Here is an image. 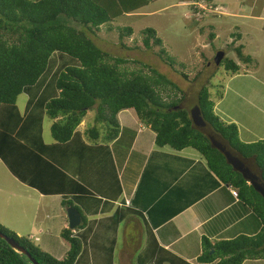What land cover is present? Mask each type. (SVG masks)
<instances>
[{"label":"crops","instance_id":"0c3cea01","mask_svg":"<svg viewBox=\"0 0 264 264\" xmlns=\"http://www.w3.org/2000/svg\"><path fill=\"white\" fill-rule=\"evenodd\" d=\"M57 73L55 66L16 105H0V206L15 187L49 199L44 209L37 200L35 210L19 213L11 223L18 235L24 227L31 241L63 259L70 248L62 236L70 229L63 202L71 200L87 217L85 227L73 230L82 242L75 264H217L198 261L204 237L215 243L261 229L233 186L220 181L199 152L158 147L155 132L133 109L118 114L119 134L109 143L89 141L81 129L84 120L70 141L49 140L45 104L55 97L47 94ZM260 139L264 130L245 142ZM33 164L36 172L29 170ZM248 171L253 177L244 176L256 185V174ZM24 218L25 226L19 223Z\"/></svg>","mask_w":264,"mask_h":264},{"label":"trees","instance_id":"16d2710c","mask_svg":"<svg viewBox=\"0 0 264 264\" xmlns=\"http://www.w3.org/2000/svg\"><path fill=\"white\" fill-rule=\"evenodd\" d=\"M152 1L156 0H0V105H16L24 90L46 73L54 53L72 57L80 65L67 66L59 72L54 83L55 97L45 104V121L52 140L60 144L70 141L87 112L94 110L99 124L85 130V135L92 143H109L119 134L118 114L133 109L139 121L155 132L158 147L169 146L178 151L192 148L199 152L218 179L238 191L239 200L262 225L254 235L241 234L215 243L204 237L198 261L242 264L264 259V139L241 141L237 124L223 121L215 114L209 92L215 73L210 75L208 84L189 93L150 64L133 60L141 67H123L130 60L109 53L94 39L106 27L119 32L124 48H132L123 42L125 36L133 34L132 27H115L113 22ZM143 34L144 48L158 47L159 59L189 81L188 75L177 68L184 63L170 55L156 30L146 27ZM233 35L237 36L235 32ZM235 43L237 59L243 65L250 64L251 57L245 55L243 44ZM61 58L57 56L56 60ZM222 63L231 74L241 70L242 64L234 59L223 57ZM201 75L198 73L195 79ZM189 96L193 99L192 108L185 104ZM191 109L198 111V118L192 117ZM215 140L223 143L226 150ZM234 155L239 157L238 163ZM242 162L258 174L254 179L256 185L249 183L244 171L236 167ZM63 204L80 212L82 222L76 229L85 227L87 217L83 211L71 200ZM0 233L18 241L39 264H75L82 250V242L72 229L62 231L70 244L63 259L55 258L1 223ZM0 264L32 262L0 238Z\"/></svg>","mask_w":264,"mask_h":264},{"label":"rangeland","instance_id":"374dc122","mask_svg":"<svg viewBox=\"0 0 264 264\" xmlns=\"http://www.w3.org/2000/svg\"><path fill=\"white\" fill-rule=\"evenodd\" d=\"M213 1L218 6L216 10L210 8L211 5H206V0H156L142 9L115 19L113 26H131L134 30L132 35L123 39V42L132 48H124L120 43L119 32L108 31L106 27H103L101 33L94 39L109 53L130 60L123 67L130 70L140 68V64L133 63V60L150 64L189 93H196L199 87L208 84L210 75L215 73L209 88L210 97L215 103L214 112L223 121L227 122L231 118L232 122L239 125V138L245 142L250 133H262L264 130V0H211L210 4L214 3ZM146 27L154 28L170 55L184 63L183 67L177 66V68L188 75L189 81H185L186 79L159 59L156 55L158 47L153 50L144 48L143 29ZM234 32L237 36L233 35ZM238 34L241 35V40L238 39ZM238 42L243 44L245 55H249L252 61L250 64L241 65L242 68L238 73L231 74L225 70L223 63L217 61L216 56L219 52H223L221 59L227 57L240 62L233 45L239 44ZM54 54L46 71L50 74L55 66L58 68L54 82L65 67L80 65L68 55ZM57 56L62 58L56 60ZM198 73L202 75L195 79ZM56 90L53 85V89H50L47 95L54 94ZM192 100L189 96L185 102L190 108L194 107ZM191 112L194 119L199 117L195 109H191ZM197 122L195 120L196 124ZM95 124H99L95 121V111L90 110L85 116L81 129L85 131ZM47 137L52 140L50 132L47 133ZM186 149L189 152L194 151L192 148ZM26 156L32 158L31 154ZM42 164L44 163L41 161L40 166ZM236 167L244 171L245 175H251L248 171L249 166L236 164ZM37 169V164L29 168L33 172ZM3 171L4 169L1 168L0 177ZM124 190L130 192L127 187H124ZM5 199V204L0 206L2 215L0 219L11 226L0 223L15 233L17 228L15 229L11 223L19 220V213L29 214L35 210L37 200L40 208L44 209V204L49 200L40 199L35 190H27L25 193L24 190H18L16 187L5 196ZM24 220L25 218L19 223L25 226ZM29 235L30 232L23 227L19 236Z\"/></svg>","mask_w":264,"mask_h":264},{"label":"water","instance_id":"95a60500","mask_svg":"<svg viewBox=\"0 0 264 264\" xmlns=\"http://www.w3.org/2000/svg\"><path fill=\"white\" fill-rule=\"evenodd\" d=\"M223 52H219V54H217L218 56H216L217 61L220 63L221 58L220 56H223ZM217 141V140H215ZM219 141L216 142V144L221 148H224L226 150V146L223 143H218ZM236 162L238 163V160L235 159ZM260 183H258L259 186ZM260 187V186H259ZM263 193H264V186L262 187ZM67 216H68V220H69V228L70 229H75L77 226H79L82 222V218H81V214L80 212L74 207V206H69L67 208ZM0 238H3L4 240H6V242L15 250L19 251L20 253L26 255L30 261L32 262V264H39L38 261L31 255V253L25 248L23 247L18 241H16L15 239H13L12 237H9L3 233H0Z\"/></svg>","mask_w":264,"mask_h":264},{"label":"built area","instance_id":"2783aa9c","mask_svg":"<svg viewBox=\"0 0 264 264\" xmlns=\"http://www.w3.org/2000/svg\"><path fill=\"white\" fill-rule=\"evenodd\" d=\"M210 1H211V0H206V5H211L210 8H213L214 10H216V9L218 8V6H214L213 3L210 4ZM203 7H204V6H203ZM232 192H233V194H234L235 196H238V191H237V190L233 189Z\"/></svg>","mask_w":264,"mask_h":264},{"label":"clouds","instance_id":"9594fccd","mask_svg":"<svg viewBox=\"0 0 264 264\" xmlns=\"http://www.w3.org/2000/svg\"><path fill=\"white\" fill-rule=\"evenodd\" d=\"M213 2H214V1H213ZM213 4H214V6H217V5H215V2H214ZM234 157H235V159H237L238 162H239V160H240L239 157H237L236 155H234ZM241 164H243V165H247L246 163L244 164V162H242ZM253 173H255V171L252 170V174H253ZM255 174H256V173H255ZM257 175H258V174H256V176H257ZM263 186H264V185H263ZM263 186H262V187H263ZM232 190H233V189H232ZM235 190H236V189H235Z\"/></svg>","mask_w":264,"mask_h":264},{"label":"flooded vegetation","instance_id":"af4514ba","mask_svg":"<svg viewBox=\"0 0 264 264\" xmlns=\"http://www.w3.org/2000/svg\"><path fill=\"white\" fill-rule=\"evenodd\" d=\"M245 164V163H244Z\"/></svg>","mask_w":264,"mask_h":264}]
</instances>
